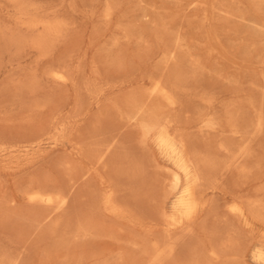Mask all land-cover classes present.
<instances>
[{
  "label": "rangeland",
  "instance_id": "obj_1",
  "mask_svg": "<svg viewBox=\"0 0 264 264\" xmlns=\"http://www.w3.org/2000/svg\"><path fill=\"white\" fill-rule=\"evenodd\" d=\"M15 1L0 0V264H264L246 254L260 239L259 226L225 213L228 189L208 196L215 215L209 207L180 233L167 230L175 168L144 134L145 125L170 116L191 143L214 154L220 145L256 138L258 154L249 164L255 177L245 183L252 192L262 188L264 178L253 182L264 176V0ZM58 70L67 80L53 76ZM161 78L174 106L148 95ZM205 118L211 127L200 133ZM110 126L129 141L117 155L124 163L117 174L131 185L127 217L97 212L101 173L80 179L89 167L86 141L110 135ZM142 134L148 138L141 141ZM36 188L72 191L70 203L58 209L31 202L27 195ZM155 243L174 250L154 256ZM212 250L221 258H210Z\"/></svg>",
  "mask_w": 264,
  "mask_h": 264
},
{
  "label": "bare ground",
  "instance_id": "obj_2",
  "mask_svg": "<svg viewBox=\"0 0 264 264\" xmlns=\"http://www.w3.org/2000/svg\"><path fill=\"white\" fill-rule=\"evenodd\" d=\"M15 1V0H14ZM16 2V1H15ZM33 8V7H32ZM33 13V12H32ZM21 17V16H20ZM34 17V16H33ZM35 18V17H34ZM37 20V19H36ZM55 20V19H54ZM18 21V20H17ZM33 21V19L31 20V22ZM22 22V21H21ZM24 22V21H23ZM54 23V21H51ZM25 23V22H24ZM28 23V22H27ZM33 23V22H32ZM63 23V22H62ZM26 24V23H25ZM31 23L29 22V25ZM34 24V23H33ZM38 25V24H37ZM31 26H33L31 24ZM48 27V26H47ZM63 29V28H62ZM50 34V33H49ZM51 36V35H50ZM48 37V36H47ZM56 38V37H55ZM42 39V38H41ZM47 39V38H46ZM54 39V38H53ZM48 41V40H47ZM45 53V52H43ZM122 67V66H121ZM107 71V70H106ZM54 73V71H52ZM110 72V71H109ZM112 75V74H111ZM47 76V75H46ZM56 79L61 80V81H65L66 76L60 72L59 70L57 72L54 73L53 75ZM67 80V79H66ZM150 80V78H149ZM163 79H156L153 82V87L150 90V93L148 95L152 96H161L163 97L167 103H169L168 105L170 106H174L175 104V100L173 95L170 93L169 90H167L164 86H163ZM15 85V84H14ZM37 85V84H36ZM95 88H97L95 86ZM39 89V88H38ZM145 90V89H144ZM172 90V89H171ZM98 91V90H97ZM149 91V90H148ZM31 92V91H30ZM104 92V91H103ZM147 92V91H146ZM96 94V93H95ZM100 94V92H99ZM103 94V93H102ZM121 94V93H120ZM32 95V94H31ZM101 95V94H100ZM99 95V96H100ZM123 95V94H122ZM146 96V95H145ZM130 97V96H129ZM202 97V96H201ZM97 98V97H96ZM128 98V97H127ZM37 99V98H36ZM129 99V98H128ZM201 99V98H200ZM211 99V98H209ZM133 100V99H132ZM112 101V99H111ZM110 101V103H112ZM213 101V99H212ZM239 101V100H238ZM109 102V101H108ZM107 102V103H108ZM136 102V101H135ZM134 102V103H135ZM241 102V101H240ZM133 103V104H134ZM211 103V102H210ZM136 104V103H135ZM142 104V103H141ZM147 104V103H146ZM132 106V105H131ZM142 106V105H141ZM117 107V106H116ZM143 108V107H142ZM229 108V107H228ZM136 109V108H135ZM214 109V107H213ZM212 109V110H213ZM211 110V112H212ZM230 110V109H229ZM119 111V110H118ZM210 111V110H209ZM208 111V112H209ZM233 111V110H232ZM120 112V111H119ZM230 112V111H229ZM259 112V111H258ZM122 113V112H121ZM120 113V114H121ZM141 114V113H140ZM62 115V114H61ZM68 115V113H67ZM70 115V114H69ZM122 117H126V115L123 116V114H121ZM189 115H191L189 113ZM216 115V114H215ZM203 116V115H202ZM128 117V115H127ZM170 117V116H169ZM167 117L166 118H159L157 119L155 122H153L150 125H145V133L146 135H150V138L153 139V143L156 146L157 150L159 151V153L165 157L175 168V171H171V169L169 171H171L173 173V181L172 184L170 185V192L168 194V197L165 195V197H167V199H169V196H171V204H172V210H173V214L171 216H169L166 219V224L168 227V231H182V229H184V227H187L188 224H191L194 222H196V220L199 218L200 214L203 212H206V216H208L207 214V210L209 209V207H211L210 209L213 210V212L209 211V215L212 217V214H214V211H218L216 210V203H215V207L213 206V201L209 198L208 196L210 194H216V192H223L225 190L228 189L227 194L228 197L225 198L226 201V205L227 208L225 210V213L230 216L233 217L235 219H237L239 222L243 223L247 226H259L260 228V239H257V243L252 244L251 246L247 247V252H250V256L252 255V257L258 261H262L264 260V184L262 186V188H260L258 186V190L257 191H251V187H249L248 185L246 186V178L250 177H255V176H250L252 175V171L251 168L249 166L250 162H252V160L254 159L255 155V145L257 148L259 147V141L258 143H256V138H252L251 140H245L243 142H241L238 145H235L234 147H228V146H224V145H220L216 154H214V151L209 147V145H204L202 146L199 142V146H197V142L195 143L194 140L190 141V137H188V135H191L190 133L188 135L181 133L180 129L181 126L178 125L176 122H174L173 120H169ZM174 117V116H173ZM211 117H215V116H211ZM58 118V117H57ZM69 118V117H68ZM218 118V117H217ZM56 119V117H55ZM131 119V118H128ZM174 119V118H173ZM175 120V119H174ZM68 121V120H66ZM130 121V120H129ZM51 122V121H50ZM99 122V121H98ZM211 119L209 118H205L202 119L197 126L198 130L201 131L200 133L204 132V130L209 129L211 127ZM216 122V121H215ZM64 123V121H63ZM220 123V122H219ZM230 123V122H229ZM62 124V123H61ZM83 124V123H82ZM100 124V123H99ZM98 124V126H99ZM196 124V123H195ZM233 124V122H232ZM49 125V124H48ZM102 124H100L101 126ZM258 125V124H257ZM264 125V124H263ZM50 127V126H49ZM115 126H113V129L111 128V130L109 131L107 129L108 133H111L110 135L107 136H103L101 138H95L92 139L90 141H86L87 144L85 145L86 151H89V153L86 156V160L89 161V167L87 169H84L80 179H84V178H91L94 176V174H99L101 173L100 176V180H99V191L97 192V199L96 202L94 201V203L97 204L98 207V211L96 209L97 212L100 213H104L110 217H127L128 214L130 216V211L129 208L131 206L129 199L127 198V194H126V186L125 185H130L129 181H127L126 184H124V182L121 179V175H118L117 171H119L120 167L124 164H121L122 161H120L119 158H117L118 155V150L121 148L120 145L123 143H127L125 140L128 141V139L126 137H124V140L121 139V137L118 134H114L117 130L119 131V129ZM126 127V126H125ZM219 127V125H218ZM261 127V125L259 124L258 129ZM263 127V126H262ZM58 128V127H57ZM56 128V129H57ZM77 128V127H76ZM96 127H94L93 130H95ZM107 128V127H106ZM223 128V127H222ZM241 129V127H239ZM49 129V128H48ZM63 129L64 132V127L61 128V130ZM80 129V128H79ZM97 129V128H96ZM102 129V128H100ZM126 129V128H125ZM224 129V128H223ZM226 129V127H225ZM99 130V129H98ZM112 130H116L114 133L111 132ZM122 130V129H121ZM212 130V129H211ZM210 130V131H211ZM231 130V129H230ZM236 130V129H235ZM97 131V130H95ZM94 131V132H95ZM100 131V130H99ZM105 130V126H104V130ZM117 131V132H118ZM197 131V130H196ZM237 131V130H236ZM257 131V129H256ZM261 130H258V132H260ZM263 131V130H262ZM261 131V132H262ZM116 132V133H117ZM212 132V131H211ZM239 132V131H238ZM242 132V131H241ZM24 133V132H22ZM221 133V132H220ZM231 133V132H230ZM236 133V132H235ZM104 134V132H103ZM102 134V135H103ZM130 134V133H129ZM142 134V135H144ZM223 134V133H222ZM233 134V132H232ZM43 135V133H42ZM61 135V134H60ZM124 135V134H123ZM231 135V134H230ZM228 135V136H230ZM257 135V133H256ZM72 136V135H71ZM90 136V135H89ZM195 138L197 137L194 134ZM253 136H255L253 134ZM40 137V136H39ZM60 137V136H59ZM146 136L144 135V137H141V141L143 140V138H145ZM146 137V139L148 138ZM226 137V136H225ZM243 137V136H242ZM260 137V134H259ZM20 138V137H19ZM18 138V139H19ZM61 138V137H60ZM63 138V137H62ZM131 138V137H130ZM222 138V137H221ZM5 139V138H3ZM23 139V138H22ZM208 139V138H207ZM2 140V139H1ZM8 140V139H7ZM10 140V139H9ZM15 140V138H14ZM40 140V139H39ZM63 140V139H62ZM130 140V139H129ZM145 140V139H144ZM4 141V140H3ZM55 141V140H54ZM57 141V140H56ZM125 141V142H124ZM221 141V140H220ZM79 142V141H78ZM85 143V141H83ZM129 142V141H128ZM80 143V142H79ZM83 143V144H84ZM209 143V142H208ZM264 143V142H263ZM82 144V143H81ZM212 144V143H211ZM261 144V143H260ZM17 145V144H16ZM77 145V144H76ZM128 146L130 145L131 148V144H127ZM146 145V144H144ZM19 146V144H18ZM84 146V147H85ZM14 146H6L5 149H13ZM78 148L80 146H77ZM82 147V145H81ZM80 147V148H81ZM120 147V148H119ZM126 146H124V149ZM1 148H4L3 146H1ZM216 148V147H215ZM84 149V148H83ZM1 150V149H0ZM27 150V149H26ZM123 150V149H122ZM129 150V149H128ZM81 151V150H80ZM79 151V152H80ZM11 152V150L9 151ZM78 152V153H79ZM85 152V150H84ZM124 153V152H123ZM123 153H120V155H122ZM134 153V151L131 153V155ZM82 154V153H81ZM20 155V154H19ZM22 155V154H21ZM130 155V154H129ZM11 156V154H10ZM9 156V157H10ZM14 156V155H13ZM79 156V155H78ZM83 157H85V155H82ZM124 156V154L122 155ZM128 156V153L127 155ZM135 156V155H134ZM161 156V157H162ZM136 157V156H135ZM140 157V156H139ZM29 158V157H28ZM262 158V157H261ZM133 159V158H132ZM145 159V158H144ZM144 159L142 161H144ZM19 160V159H18ZM86 160H84L86 162ZM126 160V159H125ZM135 160V159H134ZM263 160V159H261ZM82 161V160H81ZM260 161V160H258ZM19 162V161H18ZM33 162V161H32ZM128 162H130L128 160ZM141 162V161H140ZM135 163V162H134ZM134 163H132L134 165ZM257 163V162H256ZM260 163V162H259ZM121 164V165H120ZM136 164V163H135ZM120 165V166H119ZM129 165V164H128ZM127 168L130 170V165ZM139 165V164H138ZM257 165V164H256ZM261 165V163H260ZM15 166V165H14ZM124 166V165H123ZM142 166V165H141ZM258 166V165H257ZM119 167V168H118ZM159 167V166H158ZM140 168V165H139ZM258 169L260 168L257 167ZM256 168V169H257ZM123 171H125V168H122ZM121 169V171H122ZM257 169V170H258ZM7 170V169H6ZM126 173H131V171ZM146 170V169H144ZM148 170V168H147ZM146 170V172H148ZM255 170V169H254ZM106 172L109 175L108 176H104L102 173ZM256 171V170H255ZM258 171H261L260 169ZM263 171V170H262ZM262 171L259 174H263ZM257 172V171H256ZM29 173V172H28ZM79 173V172H78ZM133 173V172H132ZM144 173V172H142ZM252 173V174H251ZM123 174V173H120ZM125 174V173H124ZM147 174V173H146ZM257 174V173H256ZM254 174V175H256ZM126 175V174H125ZM233 175V176H232ZM235 175H237V178H235L234 182L230 183V178L235 177ZM79 176V174H78ZM129 176V175H128ZM145 176V175H144ZM250 176V177H247ZM257 176V175H256ZM263 176V175H262ZM257 176L254 180L253 183H260L263 181L264 176ZM130 178V176H129ZM240 178H243L242 182H240L241 180H239ZM245 178V179H244ZM126 179V178H125ZM131 179V178H130ZM148 179V178H147ZM127 180V179H126ZM253 180V179H251ZM95 181V180H94ZM146 181V180H145ZM248 181V179H247ZM44 182V181H43ZM65 182V181H64ZM86 182V181H84ZM88 182V181H87ZM132 182V181H130ZM135 182V181H133ZM138 182V181H137ZM168 182V181H167ZM244 182V183H243ZM39 183V182H38ZM129 183V184H128ZM248 183V182H247ZM40 184V183H39ZM76 183L72 184L71 187L75 186ZM93 184V183H92ZM136 184V182H135ZM228 184H230V187H228ZM41 185H42V181H41ZM62 185V184H61ZM64 185V184H63ZM62 185V186H63ZM87 185H90L87 183ZM137 185H139V182L137 183ZM144 185V184H143ZM65 186V185H64ZM93 186V185H92ZM91 186V187H92ZM66 187V186H65ZM95 187V186H94ZM131 187V185H130ZM90 188V187H89ZM256 188V187H255ZM56 189V188H55ZM55 189L53 191H48V190H43V189H38L36 188L31 190L27 197L28 200H30L31 202H34L36 204H42V205H46L48 206H52L58 209H62L65 206H67L69 201V196L72 194H70V192L72 191H67L66 193H61V192H55ZM58 189V188H57ZM56 189V191H58ZM60 189V188H59ZM63 189V188H62ZM61 189V190H62ZM50 190V189H49ZM94 190V188H93ZM91 191V189H90ZM128 191V190H127ZM133 193V192H132ZM167 194V193H166ZM139 195V194H138ZM90 196V194H89ZM92 198V196H90ZM140 197V196H139ZM214 197V198H213ZM213 197L211 196V198L214 199V201H216L215 196L213 195ZM221 197V196H220ZM90 198V199H91ZM131 198V197H130ZM135 199V198H133ZM29 201V203H30ZM148 201V200H147ZM167 201V200H166ZM210 203H212V205L210 206ZM218 203V202H217ZM95 204V205H96ZM220 204V202L218 203ZM94 205V206H95ZM165 205V203H164ZM136 206V205H134ZM219 206V205H217ZM96 207V206H95ZM96 207V208H97ZM215 209H214V208ZM42 208V207H41ZM54 208V209H55ZM135 208V207H134ZM146 208V207H144ZM131 209V208H130ZM136 209V208H135ZM218 209V208H217ZM100 210V211H99ZM141 210V209H140ZM143 210V209H142ZM135 211V210H133ZM219 211H221L219 209ZM136 212H138L136 210ZM134 212V213H136ZM143 213V211H142ZM147 213V212H145ZM165 213V210H164ZM105 215V216H106ZM134 215V214H133ZM133 215H131L133 217ZM215 215V214H214ZM217 215V214H216ZM205 216V217H206ZM218 216V215H217ZM107 217V216H106ZM131 217V219H132ZM137 217V216H136ZM136 217H133L134 219H136ZM108 218V217H107ZM143 218V217H142ZM150 218V217H149ZM216 217H214L215 219ZM110 219V218H109ZM116 219V218H115ZM114 219V220H115ZM128 219V218H127ZM140 219V218H139ZM206 219H208V217H206ZM142 220V219H141ZM227 220V219H226ZM117 222H121L118 221L116 219ZM144 221V220H143ZM198 221V220H197ZM123 222V221H122ZM205 222V220H204ZM201 222V220L199 221L200 224L204 223ZM229 222V221H228ZM125 223V222H124ZM127 223V222H126ZM233 223V222H232ZM165 224V225H166ZM223 224V223H222ZM59 225V224H58ZM205 227L207 225L203 224ZM217 225V224H215ZM233 225V224H232ZM197 226V225H196ZM199 226V225H198ZM197 226V227H198ZM227 226V224L225 225ZM239 226V225H238ZM244 226V225H242ZM131 227V226H130ZM156 227V226H155ZM193 227V226H192ZM196 227V228H197ZM233 227V226H232ZM154 228V227H153ZM194 228V227H193ZM204 228V227H203ZM215 230H219L220 233L222 230H220L221 227H215ZM219 228V229H218ZM236 228V227H234ZM224 230V232L222 231L223 236L225 235V229L222 228ZM229 229V228H228ZM245 229V228H244ZM186 230V229H185ZM235 230V229H234ZM178 231V232H179ZM192 231V230H191ZM227 231V230H226ZM237 233L239 230H236ZM184 232V230H183ZM187 232H189V230H187ZM202 232V231H201ZM205 232V231H204ZM203 232V233H204ZM210 232V231H209ZM230 232V231H229ZM228 232V233H229ZM235 232V231H234ZM242 232V231H241ZM172 233V232H171ZM177 233V232H176ZM180 233V232H179ZM214 233V231L212 232ZM218 233V232H216ZM214 233V234H216ZM218 233V234H220ZM233 233V231H232ZM246 233V232H245ZM150 234V233H149ZM152 234V233H151ZM206 234V233H205ZM188 235V234H187ZM231 235V234H230ZM238 235V234H237ZM238 235V237H239ZM211 236V234H210ZM218 236V235H216ZM229 236V234H228ZM253 236V235H252ZM184 237V236H183ZM209 237V236H208ZM221 237V235H220ZM235 237V235H234ZM248 237V236H247ZM256 237V236H255ZM219 238V236H218ZM222 238V237H221ZM221 238H219L221 240ZM227 238V237H226ZM208 239V238H207ZM206 239V240H207ZM212 239V238H211ZM225 239V238H224ZM240 239V238H239ZM156 240V239H155ZM197 240V239H196ZM229 240V239H228ZM237 240V238H236ZM256 240V239H255ZM159 241V240H158ZM164 241V239H163ZM202 241V239H201ZM208 241V240H207ZM215 241V240H214ZM223 241V240H222ZM151 242V241H150ZM213 242V241H212ZM226 242V240H225ZM230 242V240L228 241ZM242 242V241H241ZM160 243V242H159ZM209 243V242H208ZM211 243V242H210ZM214 243V242H213ZM221 243V242H220ZM161 244V243H160ZM174 244V243H173ZM222 244V243H221ZM224 244V243H223ZM155 245V249L156 252L154 254L157 255L158 257L164 256L165 254H171L173 252V245L169 244L167 248H163L161 247L159 244ZM166 245V243H165ZM212 245V244H211ZM229 245V244H228ZM227 245V246H228ZM232 245V244H230ZM237 245V244H236ZM250 245V244H249ZM209 246V245H208ZM221 246V245H220ZM185 247V246H184ZM212 247V246H210ZM221 247H224V245H222ZM229 247V246H228ZM233 247V246H231ZM227 248V247H225ZM239 248V246H238ZM154 249V248H153ZM211 249V248H210ZM212 249H214L212 247ZM219 251L221 248H219ZM233 249V248H232ZM224 250V249H223ZM241 250V249H240ZM233 251L235 256L238 255L235 252L239 253V251ZM225 252H227V250H224ZM153 252V251H152ZM176 252V251H174ZM207 252V251H206ZM223 252V253H225ZM157 253V254H156ZM209 253V251H208ZM207 253V254H208ZM244 253V252H243ZM242 253V255H243ZM176 254V253H175ZM175 254H173L175 256ZM205 254V253H204ZM228 254V253H227ZM233 254V255H234ZM241 254V253H240ZM212 255V257H211ZM210 255V258H214V259H220L221 255L219 254L218 256V252L213 251ZM226 255V253H225ZM241 255V256H242ZM249 255V254H248ZM153 256V257H154ZM169 256V255H168ZM173 256V258H174ZM209 256V255H208ZM234 256V258H235ZM246 256V255H245ZM15 257V256H14ZM207 258V256H204ZM227 257V256H226ZM238 257V256H237ZM251 257V258H252ZM233 258V259H234ZM240 258V256H239ZM222 259H223V255H222ZM237 261V258H235ZM235 259L233 261H235ZM247 259V258H246ZM230 260V257H229ZM242 260V259H241ZM15 261V260H14ZM14 261L12 263H14ZM228 261V260H227ZM246 261V260H245ZM219 262V260H218ZM254 263V262H253ZM262 264V263H261Z\"/></svg>",
  "mask_w": 264,
  "mask_h": 264
}]
</instances>
